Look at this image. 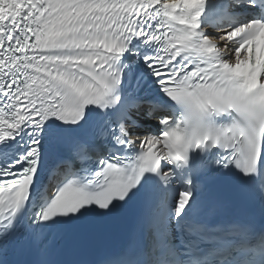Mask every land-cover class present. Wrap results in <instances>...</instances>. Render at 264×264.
I'll return each mask as SVG.
<instances>
[{"label": "snow or ice", "instance_id": "6c2138e0", "mask_svg": "<svg viewBox=\"0 0 264 264\" xmlns=\"http://www.w3.org/2000/svg\"><path fill=\"white\" fill-rule=\"evenodd\" d=\"M0 264H264V0H0Z\"/></svg>", "mask_w": 264, "mask_h": 264}]
</instances>
